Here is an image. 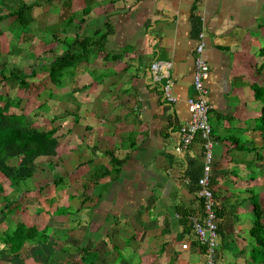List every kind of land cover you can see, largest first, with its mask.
Returning <instances> with one entry per match:
<instances>
[{
    "label": "crops",
    "instance_id": "1",
    "mask_svg": "<svg viewBox=\"0 0 264 264\" xmlns=\"http://www.w3.org/2000/svg\"><path fill=\"white\" fill-rule=\"evenodd\" d=\"M0 3V16L31 6L25 29H13L15 16L0 20V71L20 69L31 91L9 111L57 129L55 155L39 157L30 178L11 185L0 177V233L17 223L45 231L16 258L2 250L0 264H204L188 233L189 217L202 211L192 190L203 173L201 137L176 153L199 42L212 106L209 180L222 209L217 249L221 263L246 264L254 204L264 210L254 92L264 87V0ZM65 53L56 85L48 71ZM155 60L171 63L170 109L150 79Z\"/></svg>",
    "mask_w": 264,
    "mask_h": 264
},
{
    "label": "trees",
    "instance_id": "2",
    "mask_svg": "<svg viewBox=\"0 0 264 264\" xmlns=\"http://www.w3.org/2000/svg\"><path fill=\"white\" fill-rule=\"evenodd\" d=\"M30 10L31 6L22 5L15 12L0 16V20L4 17L15 16L13 29L14 27L25 29L31 21ZM87 12L86 9L83 11L84 14ZM67 57L71 58V55L65 53V55L56 58L50 65L48 75L51 82L56 85H61L60 80L68 67V61H65ZM0 76L5 85H16L22 91H27L29 88L28 75L18 68L10 70L7 75L0 71ZM254 92L255 97L262 102V109L257 123L264 134V87L255 86ZM19 103L20 100H12L6 94L0 93V177L8 180L11 185H18L21 181L30 178L34 172L35 161L39 157L54 156L57 144L56 128L39 130L27 122L25 115L22 113H11L9 111L12 105L15 104L17 107ZM262 148H264V143ZM197 180L193 182V185H195L192 186L193 191L197 190ZM2 193L3 186L0 183V195ZM200 204L202 205L201 200ZM221 212L222 209L218 210L217 207L219 217L218 233L220 232ZM253 212L254 219L249 230L253 243L246 264H264V210L259 205L254 204ZM1 213H3L2 210ZM189 229L190 227L188 233L191 232ZM44 232V230L38 231L36 227H26L22 223H17L14 229L0 233V256L3 250L15 258L18 257L26 242L43 236ZM199 251L204 259L203 249L199 248ZM214 258L217 264H223L220 261L218 249L215 251Z\"/></svg>",
    "mask_w": 264,
    "mask_h": 264
},
{
    "label": "built area",
    "instance_id": "3",
    "mask_svg": "<svg viewBox=\"0 0 264 264\" xmlns=\"http://www.w3.org/2000/svg\"><path fill=\"white\" fill-rule=\"evenodd\" d=\"M199 33V38H202ZM203 43L199 42L195 48L194 66L192 74L193 94L187 99V108L190 114L188 122L178 128V147L176 153L186 150L197 135L202 139L203 173L197 180L196 196L202 202V211L198 215L189 217L190 231L197 246L203 249L204 264H217L215 251L218 246L217 204L214 192L210 186V170L213 160L212 148L214 145L212 129L209 122V113L212 106L207 101L208 91L205 81L209 76V67L202 56ZM171 63L155 60L149 66L150 79L160 84L161 101L169 109L176 101L172 95V80L169 70ZM182 250L188 249L187 243L180 245Z\"/></svg>",
    "mask_w": 264,
    "mask_h": 264
},
{
    "label": "rangeland",
    "instance_id": "4",
    "mask_svg": "<svg viewBox=\"0 0 264 264\" xmlns=\"http://www.w3.org/2000/svg\"><path fill=\"white\" fill-rule=\"evenodd\" d=\"M1 4V3H0ZM1 6V5H0ZM34 87V86H33ZM0 92L2 93V94H6L8 97H10L11 99H13V100H15V99H17V98H20V97H24L25 95H29L30 93H31V91L29 92H24V91H22V90H20V89H18V88H10L9 87V85H5V83H3V81H2V79H0ZM34 95H35V89H34V93H33ZM31 95V94H30ZM30 99H31V103H30V107H28L27 108V114L30 116V118H31V116H32V104H34V103H36V100L35 99H32L31 97H29ZM30 113V114H29ZM23 184L21 183V186H22ZM1 201V200H0ZM259 201H260V199H259V196L256 198V203L257 204H259Z\"/></svg>",
    "mask_w": 264,
    "mask_h": 264
}]
</instances>
